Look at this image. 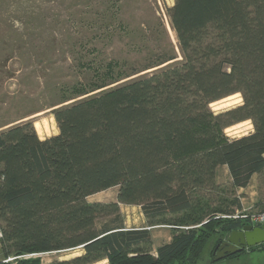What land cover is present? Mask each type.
I'll return each instance as SVG.
<instances>
[{"label": "trees", "instance_id": "obj_1", "mask_svg": "<svg viewBox=\"0 0 264 264\" xmlns=\"http://www.w3.org/2000/svg\"><path fill=\"white\" fill-rule=\"evenodd\" d=\"M168 15L182 62L109 89L107 80L96 84L92 91L103 90L54 109L59 133L51 137L41 139L31 122L0 131L5 257L81 247L78 256L46 264H200L212 243L203 264H213L217 246L249 224L218 217L243 209L238 197L213 207L210 194L219 165L233 187L258 174L264 189V0H174ZM236 92L242 104L212 111L211 102ZM247 119L251 133L225 134ZM117 185V201L88 200ZM120 203L173 225L171 241L154 255L151 232L126 228ZM255 207L264 210V195ZM102 215L112 218L98 227Z\"/></svg>", "mask_w": 264, "mask_h": 264}, {"label": "rangeland", "instance_id": "obj_2", "mask_svg": "<svg viewBox=\"0 0 264 264\" xmlns=\"http://www.w3.org/2000/svg\"><path fill=\"white\" fill-rule=\"evenodd\" d=\"M173 4L174 0H0V131L31 122L41 139L51 137L59 133L54 109L182 62L168 15ZM169 57L174 58L167 61ZM105 80L109 82L106 87L92 91ZM242 103V94L236 92L211 102L210 108L219 113ZM253 130L252 120L247 119L224 132L236 138ZM216 181L218 187L210 194L213 207L222 198L238 197L243 210L258 211L255 203L264 195L258 174L246 187L235 188L228 167L219 165ZM118 190V185L113 186L88 196V200L117 201ZM119 207L123 225L148 229L154 245L172 239L173 225L151 223L139 205L120 203ZM111 218L102 215L96 224L101 227ZM3 226L0 220V231ZM262 244L243 249L238 252L241 259H226L222 264H260L259 259L264 258ZM212 247V243L206 246L200 264L209 260ZM82 252L78 247L35 253L28 258H39L46 264ZM23 255L5 257L0 242V264ZM107 263L101 260L94 264Z\"/></svg>", "mask_w": 264, "mask_h": 264}, {"label": "water", "instance_id": "obj_3", "mask_svg": "<svg viewBox=\"0 0 264 264\" xmlns=\"http://www.w3.org/2000/svg\"><path fill=\"white\" fill-rule=\"evenodd\" d=\"M264 243V225L254 226L246 224L233 230L227 238L220 243L216 250L215 259L221 260L227 255L241 252L243 249Z\"/></svg>", "mask_w": 264, "mask_h": 264}, {"label": "built area", "instance_id": "obj_4", "mask_svg": "<svg viewBox=\"0 0 264 264\" xmlns=\"http://www.w3.org/2000/svg\"><path fill=\"white\" fill-rule=\"evenodd\" d=\"M218 217L244 218V219H247L249 221V224H252L254 226L264 225V210L263 211L262 210L261 211H245L243 209H241V210L237 209L232 214H221V215H218ZM0 236H2L1 233H0ZM32 254H35V253H26L22 257L28 258L29 256H32Z\"/></svg>", "mask_w": 264, "mask_h": 264}, {"label": "crops", "instance_id": "obj_5", "mask_svg": "<svg viewBox=\"0 0 264 264\" xmlns=\"http://www.w3.org/2000/svg\"><path fill=\"white\" fill-rule=\"evenodd\" d=\"M255 175V174H254ZM253 177V176H252ZM153 240H154V237H153ZM170 241H171V239H170ZM170 241H166L165 243H167V242H170ZM154 242V241H153ZM154 245V244H153ZM157 245H154L153 246V251H152V253L154 254V255H156V249H157ZM239 256V255H238ZM238 256H235V257H225V258H223V259H221V260H218L217 262H215V263H213V264H222L223 263V261L224 260H226V259H233V258H239ZM239 259H241V258H239ZM246 260H251V258L250 257H247L246 258ZM259 260H261V262H260V264H264V258H262V259H259Z\"/></svg>", "mask_w": 264, "mask_h": 264}]
</instances>
